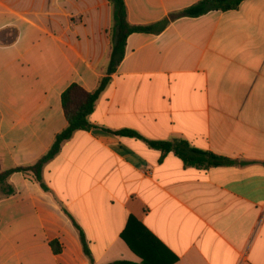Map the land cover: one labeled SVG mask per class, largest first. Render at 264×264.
<instances>
[{
    "label": "crops",
    "instance_id": "crops-1",
    "mask_svg": "<svg viewBox=\"0 0 264 264\" xmlns=\"http://www.w3.org/2000/svg\"><path fill=\"white\" fill-rule=\"evenodd\" d=\"M197 1L125 0L129 22L152 31L127 37L92 127L44 165L48 191L21 172L9 176L0 264H90L62 208L93 264L141 261L121 238L129 217L166 248L157 264H264V0L171 19ZM110 27L108 0H0L1 170L48 151L66 126L61 93L71 83L92 91L107 76ZM122 129L183 139L228 162L185 166L114 133ZM127 235L139 248L137 224Z\"/></svg>",
    "mask_w": 264,
    "mask_h": 264
},
{
    "label": "trees",
    "instance_id": "trees-1",
    "mask_svg": "<svg viewBox=\"0 0 264 264\" xmlns=\"http://www.w3.org/2000/svg\"><path fill=\"white\" fill-rule=\"evenodd\" d=\"M111 5V27H110V51L106 66L107 76L101 78L98 86L92 91H86L77 83H71L61 93V107L66 120V126L55 135L52 145L48 151L41 156L35 163L26 166H15L5 170L0 169V196H10L15 193L13 186L8 182L9 176L14 172H21L27 178L37 183L39 187L47 192L48 188L42 178L44 165L54 158L60 151L63 143L69 140L73 133L78 130H89L92 124L89 121V116L93 112L95 103L102 91L109 82V76L122 61L125 55L126 39L131 33L136 32H151V26H142L131 24L127 17V6L125 0H108ZM244 0H199L179 11L170 14L171 19L179 17L196 18L207 14L210 11H229L235 10ZM168 23L165 20L163 27ZM162 27V28H163ZM161 29V28H160ZM117 135L142 138L147 145L159 150L162 155L172 153L179 157L185 166L206 169L211 166H218L227 163V159L214 154L210 151H205L191 147L187 141L183 139L173 140H150L143 138L136 131L130 129H122L114 132ZM67 217L71 220L75 227L79 240L81 242L84 255L88 258L89 263L93 264V257L88 248L87 239L82 228L76 222L74 217L65 209L62 208ZM134 222L143 232L139 248L135 246L128 238L127 231L130 224ZM121 238L125 241L128 247L140 257V262H132L127 260H116L107 264H157L160 261L161 250L166 248L157 240L150 232H148L137 220L129 217L126 228L121 234ZM50 246L53 253L60 252V246L56 240L50 241ZM175 261V257L166 260L159 264H171Z\"/></svg>",
    "mask_w": 264,
    "mask_h": 264
}]
</instances>
